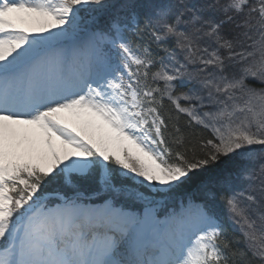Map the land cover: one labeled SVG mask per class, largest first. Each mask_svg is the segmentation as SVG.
<instances>
[{"label":"snow or ice","instance_id":"1","mask_svg":"<svg viewBox=\"0 0 264 264\" xmlns=\"http://www.w3.org/2000/svg\"><path fill=\"white\" fill-rule=\"evenodd\" d=\"M0 264H264V0H0Z\"/></svg>","mask_w":264,"mask_h":264},{"label":"trees","instance_id":"2","mask_svg":"<svg viewBox=\"0 0 264 264\" xmlns=\"http://www.w3.org/2000/svg\"><path fill=\"white\" fill-rule=\"evenodd\" d=\"M160 55L163 54L160 53ZM254 86L259 87L258 84ZM238 161H239L238 157L222 158L219 164L214 165L212 168H209L204 172L194 174L192 180L188 184L182 186L173 193L169 194L171 202L178 203L184 198H186L187 195H190L196 198L197 200H200L201 195L199 193V186L202 183H206L210 181L214 176L225 170H233ZM49 191H51V189H49ZM229 235L238 236L239 233L237 231H234L233 227L230 226Z\"/></svg>","mask_w":264,"mask_h":264}]
</instances>
